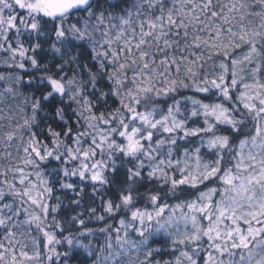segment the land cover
I'll list each match as a JSON object with an SVG mask.
<instances>
[{
  "label": "snow or ice",
  "instance_id": "obj_1",
  "mask_svg": "<svg viewBox=\"0 0 264 264\" xmlns=\"http://www.w3.org/2000/svg\"><path fill=\"white\" fill-rule=\"evenodd\" d=\"M0 264H264V0H0Z\"/></svg>",
  "mask_w": 264,
  "mask_h": 264
}]
</instances>
